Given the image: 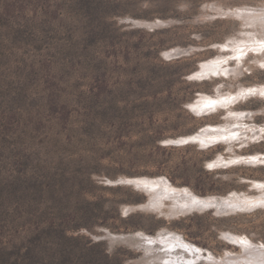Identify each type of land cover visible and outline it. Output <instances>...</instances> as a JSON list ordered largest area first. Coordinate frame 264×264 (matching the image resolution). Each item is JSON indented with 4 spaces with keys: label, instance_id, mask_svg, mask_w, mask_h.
Segmentation results:
<instances>
[{
    "label": "rangeland",
    "instance_id": "1",
    "mask_svg": "<svg viewBox=\"0 0 264 264\" xmlns=\"http://www.w3.org/2000/svg\"><path fill=\"white\" fill-rule=\"evenodd\" d=\"M238 8L264 0H0V264H148L140 247L94 239L108 231L176 232L219 257L242 252L226 232L264 244V206L171 217L170 201L145 208L149 195L109 184L262 194L264 163L212 165L264 156V95L240 96L263 89L264 49L239 47L264 30L227 14ZM217 59L225 72L198 75ZM202 95L235 101L197 113ZM230 112L243 115L232 141L171 144L233 124Z\"/></svg>",
    "mask_w": 264,
    "mask_h": 264
},
{
    "label": "bare ground",
    "instance_id": "2",
    "mask_svg": "<svg viewBox=\"0 0 264 264\" xmlns=\"http://www.w3.org/2000/svg\"><path fill=\"white\" fill-rule=\"evenodd\" d=\"M227 14L243 18L246 24H251L252 26L257 25L264 30V8H238L229 11ZM255 35L256 34L252 36L253 38L251 40L245 36L247 40L242 39L239 43V47L248 49L250 47L249 42L255 40L258 45L257 52H261L260 47L264 49V36L261 38ZM260 41L262 42L261 44H259ZM184 52L186 51L176 49L167 52L166 56H176V58H179ZM245 52L246 51L239 52V55H243ZM220 70L225 72V69H222L220 66V60L217 59L212 62L203 63L201 66V72L198 73V75L217 74ZM246 93L264 95V87L263 89H246L241 92L240 96H244ZM234 101L235 99L233 97H210L202 95L200 99L192 105V108L197 113H203L220 106L228 107ZM230 117L234 122L233 124H229V126H209L193 136L174 141L173 143L176 144V146L185 145L186 142L198 143L202 148H208L216 145L215 142L223 138L232 141L234 137L242 134V131L240 132V129L236 127L241 126L242 121L240 118H242L243 115L230 112ZM252 160L264 163V156L255 155L245 158L242 156H234L229 159L219 157L212 163V165L228 166L234 163L242 161L249 162ZM122 180L134 183V185L139 188L138 190L149 195V201L143 206L145 208L160 210L166 201H170L171 204L168 216L171 217L204 211H215L217 214H232L238 211H246L255 207L264 206V182H256L257 187H260V189L263 188V190L261 189L263 192L260 196H239L233 194L228 197L219 198L213 196H199L187 188H179L172 185V183L164 177L158 179L128 178ZM112 183L114 182H111V184ZM108 234L114 241L121 240L127 236L140 238L139 241L131 243V245L143 249L144 255L142 256V262L148 264H264V244L255 243L246 236L237 235L231 232L224 233V237L233 245L240 247L242 252L241 254L226 252L221 257L212 252H205L203 248L187 241L184 236L176 232L161 231L156 235H147L142 232L135 234H113L109 232Z\"/></svg>",
    "mask_w": 264,
    "mask_h": 264
},
{
    "label": "water",
    "instance_id": "3",
    "mask_svg": "<svg viewBox=\"0 0 264 264\" xmlns=\"http://www.w3.org/2000/svg\"><path fill=\"white\" fill-rule=\"evenodd\" d=\"M142 25L148 27L149 29H155V28L161 27V26H163V25H165V24L162 23V22H156V23H144V24H142ZM186 53H187V52L182 53L181 56H183V55L186 54ZM181 56H180V57H181ZM167 57H168V56H167ZM169 58L173 59V58H176V56L169 57ZM187 143H189V142H186L185 144H187ZM171 144L176 145V144H174V143H171ZM109 184H110V185H121V184H124V185H130V186L134 187V188L137 189V190L139 189V188H137V187L134 185V183H131V182H128V181H123V180H121V179L118 180V181H116V182H114V183H112V184H111V182H109ZM108 233H109V231H108V232H105V235H103V236H95L94 239L97 240V241L107 240V241L110 242V244L124 243V244H128V245H130V246H133V245H131V243H136V242L139 241V239H140V238L133 237V236H127L126 238H123V239H121V240H118V241L116 240V241H114V240L110 237V235H109ZM111 235H112V234H111ZM141 262H142V257H141Z\"/></svg>",
    "mask_w": 264,
    "mask_h": 264
}]
</instances>
